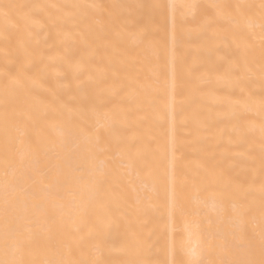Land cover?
Here are the masks:
<instances>
[{"label":"bare ground","instance_id":"6f19581e","mask_svg":"<svg viewBox=\"0 0 264 264\" xmlns=\"http://www.w3.org/2000/svg\"><path fill=\"white\" fill-rule=\"evenodd\" d=\"M262 3L0 0V259L6 199L9 244L25 241L9 258L242 254L205 251L209 232L258 248Z\"/></svg>","mask_w":264,"mask_h":264},{"label":"snow or ice","instance_id":"6c2138e0","mask_svg":"<svg viewBox=\"0 0 264 264\" xmlns=\"http://www.w3.org/2000/svg\"><path fill=\"white\" fill-rule=\"evenodd\" d=\"M9 7V6H5ZM180 7H195V5H180ZM215 7H225L222 5H216ZM237 9H244L250 6L247 5H235L234 6ZM261 9L264 11V3L261 4ZM211 23L209 22L205 27H210ZM264 27V25H262ZM261 73L264 75V67L261 68ZM8 116L5 114V122L7 124ZM262 137H264V128L261 129ZM192 180H195L196 177H191ZM25 180L21 181V190H23V183H25ZM235 195L239 196L242 201H246L247 197L251 195L250 192H244L243 190H240L235 193ZM8 206L9 202L6 199L5 200V240H4V258L0 259V264H41V262L38 261H26L23 259H15V258H9V249L12 248L15 251H20L22 247L25 245V241L21 239H15L14 243L12 245L9 244L8 241V234L11 231V229L8 226V220H7V212H8ZM261 210L264 212V184H262L261 187ZM237 214L239 216L247 215L249 212V209L244 205V203L241 204V206L236 210ZM219 241V243H217ZM202 244L204 246V250L211 253L216 251L217 249L223 251L224 253H229L233 249H241L242 254L237 258H228L227 255L224 259L219 261H211V260H205L203 257L197 260L189 261L188 264H264V226L261 228L260 238H259V245L257 248V245L255 243H237L235 240H228L227 238L223 237L220 233H212L209 232V234L206 237H202ZM46 264H64L63 261H56V262H46ZM71 264H87V262L81 261V262H71ZM133 264H151V262L147 259L137 260L133 261Z\"/></svg>","mask_w":264,"mask_h":264}]
</instances>
